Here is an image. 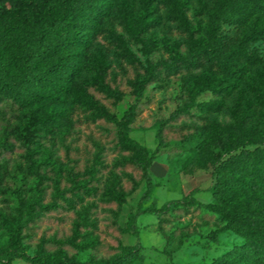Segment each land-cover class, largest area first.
Instances as JSON below:
<instances>
[{
    "label": "rangeland",
    "instance_id": "1",
    "mask_svg": "<svg viewBox=\"0 0 264 264\" xmlns=\"http://www.w3.org/2000/svg\"><path fill=\"white\" fill-rule=\"evenodd\" d=\"M146 1L115 2L104 26L122 38L134 61H127L119 48L97 33L101 45L84 53L81 75L86 82L103 76L121 91L116 102L94 93L100 110L125 122L127 136L150 154L145 166L150 180L148 196L141 197L145 188L141 170L129 163L127 150L115 146L112 117L92 118L87 111L69 105L56 107L61 114L60 130L56 128L49 137L41 163L29 169L16 152L11 153L8 173L14 174L22 187L19 199H10L6 205L0 200V247L5 249L0 251V264H33L21 257L7 259L4 254L18 250L31 255L40 240L49 238L72 242L63 247L74 261L99 262L114 256L121 244H137L139 254L119 264H203L242 241L239 234L225 227L223 215L204 203L211 199L214 156L219 152L214 141L216 129L221 124L244 122L249 125L248 140L251 133L264 127V40L249 42L258 59L244 62L238 75L226 77L209 67L191 74L179 71L162 75L132 93L128 77L144 72L154 60L188 55L191 46L204 40L208 26L193 2L186 3L184 26L167 10L144 14ZM126 10L141 25L149 17L155 19L154 26L143 32V46L127 33L130 23L122 14ZM220 28L228 34L235 30L227 23H221ZM211 84L218 87L212 90ZM177 107L187 108V113L168 119ZM124 112L129 114L125 118L121 117ZM159 122L163 123L162 142L157 145ZM93 162L97 170L90 183L96 193L76 191L69 180L71 174ZM251 176L244 179L248 181L247 216L264 222V189L253 193ZM134 181L119 204L102 195L104 188L126 189ZM60 195L67 198L69 207L35 214L19 229L13 221L4 224L3 213L22 220L26 207L38 197L42 196L43 202H59ZM37 209L35 206L34 211Z\"/></svg>",
    "mask_w": 264,
    "mask_h": 264
},
{
    "label": "trees",
    "instance_id": "2",
    "mask_svg": "<svg viewBox=\"0 0 264 264\" xmlns=\"http://www.w3.org/2000/svg\"><path fill=\"white\" fill-rule=\"evenodd\" d=\"M117 1L124 0H0V200L4 205L21 195V182L8 173L11 153L16 152L29 169L41 163V154L47 149L49 137L61 126V114L56 107L68 105L87 111L92 118L95 115L112 117L115 146L127 150L129 163L141 170L145 182L141 197L148 196L150 180L145 166L150 154L127 136L125 122L100 110L94 93L116 102L121 99V91L103 76L97 75L86 82L81 75L82 56L101 45V39H96L97 33H102L104 39L119 48L127 61H134L122 38L104 28ZM192 2L196 4V12L202 13L208 24L204 40L191 46L186 56L154 60L144 72L142 69L128 77L126 81L132 93L139 92L141 87L162 75L179 71L191 74L209 67L226 77L238 75L244 62L258 59L249 48V42L264 40V0H210L209 4L207 0H147L144 14L167 10L173 20L185 26L186 3ZM122 14L133 24L127 27L129 37L143 46L146 39L143 32L148 26H154L155 19L149 17L148 24L141 25L132 20L128 10ZM221 23L233 25L234 32H223ZM209 87L214 90L218 86L211 84ZM94 108L96 111L91 112ZM186 113L187 108L177 107L167 118L174 119ZM125 115H129L128 112L121 117L125 118ZM162 130L163 123L159 122L155 131L157 145L162 142ZM248 131L249 125L239 122L221 124L214 133L219 152L214 156L211 199L204 206L221 213L225 227L239 234L242 241L203 264H264V222L247 216L249 201L245 185L248 181L244 180L246 175H252L249 182L252 192L263 191L264 127L245 140ZM247 143L253 145L247 147ZM96 170L93 162L82 171L72 173L69 180L73 189L88 195L96 193L90 183ZM10 182L12 184L7 185ZM135 184L136 181L129 188L119 190L104 188L102 195L119 204ZM42 199V196L38 197L35 203L26 207L22 220H13L10 213H3L4 224L11 225L13 221L19 229L35 214L70 206L67 198L61 195L59 202H43ZM35 206L37 211H34ZM71 243L49 238L40 240L37 251L31 255L18 250L4 255L7 259L21 257L33 264H119L131 261L139 254L137 244H121L114 256L99 262L74 261L63 247V244L71 246ZM4 250L0 247V251ZM51 251H56L57 255H52Z\"/></svg>",
    "mask_w": 264,
    "mask_h": 264
}]
</instances>
